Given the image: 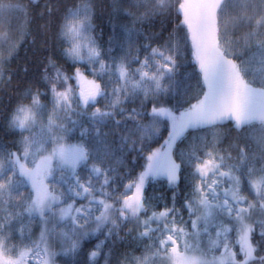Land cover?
I'll return each mask as SVG.
<instances>
[{
  "label": "snow or ice",
  "instance_id": "snow-or-ice-1",
  "mask_svg": "<svg viewBox=\"0 0 264 264\" xmlns=\"http://www.w3.org/2000/svg\"><path fill=\"white\" fill-rule=\"evenodd\" d=\"M110 7L0 0V264H264V0Z\"/></svg>",
  "mask_w": 264,
  "mask_h": 264
},
{
  "label": "trees",
  "instance_id": "trees-1",
  "mask_svg": "<svg viewBox=\"0 0 264 264\" xmlns=\"http://www.w3.org/2000/svg\"><path fill=\"white\" fill-rule=\"evenodd\" d=\"M96 4L95 9V18L93 20V23L96 26V32L95 35L100 37V43L104 44L105 47L106 41L110 35L113 34V29L115 28L117 31V34H122L125 38L127 37V34L123 32V29L121 26H126L129 24V21L127 19H124L123 16L117 15L113 13V9L110 7L114 0H94ZM122 3L127 4L128 0H121ZM24 3H28V0H24ZM45 20H39L37 19L35 23L32 25L33 28L37 27L38 25L45 24ZM163 27H170L166 22L164 24H161L157 22L154 26L152 24H146L143 27V32L145 35H149L153 32L158 33L161 28ZM167 35V33H165ZM46 37L49 41V45L56 44L55 38H54V30L49 28L46 30ZM58 48V44H57ZM51 54L50 52H45L43 50V47L36 46L35 52L33 51L32 45H25L20 49L19 53V60L13 63L12 67L15 69L17 67V64L27 67L29 69L34 70V64L30 63V61H35L38 58L42 60L44 56ZM186 69L181 68V77H183V74L185 73ZM187 71H191V69H187ZM17 82L14 81L13 84L15 86ZM194 83V81H193ZM16 95V93L13 91V88H8L7 93L4 90H0V109H3L6 105L11 103L12 98ZM3 124V117L0 115V125ZM78 135V133H77ZM0 138H3L5 142H7L11 137L5 136L4 131H0ZM109 139H112L111 137ZM155 193L157 195L163 194L165 196L170 195V190L167 188L166 185H155ZM100 239H103L101 237ZM98 241L93 238L92 244L88 246L87 250H92V247L95 243ZM118 247H121V250L123 251V247L117 244ZM107 251V249H105ZM138 254V253H137ZM85 259L84 253H81L79 255H72L69 257L61 258V261L63 264H77V262L83 261ZM100 264H104V260L100 259Z\"/></svg>",
  "mask_w": 264,
  "mask_h": 264
},
{
  "label": "rangeland",
  "instance_id": "rangeland-1",
  "mask_svg": "<svg viewBox=\"0 0 264 264\" xmlns=\"http://www.w3.org/2000/svg\"><path fill=\"white\" fill-rule=\"evenodd\" d=\"M247 194V193H246ZM72 256V254H68V255H61L60 257H58V264H63L61 261V258H65V257H69Z\"/></svg>",
  "mask_w": 264,
  "mask_h": 264
}]
</instances>
